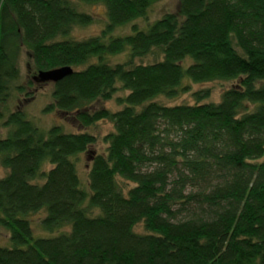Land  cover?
Masks as SVG:
<instances>
[{
	"label": "trees",
	"instance_id": "1",
	"mask_svg": "<svg viewBox=\"0 0 264 264\" xmlns=\"http://www.w3.org/2000/svg\"><path fill=\"white\" fill-rule=\"evenodd\" d=\"M80 1L107 17L83 40L57 39L93 22L68 0H0V264H264V0H178L145 30L131 22L154 0ZM128 24L132 33L110 35ZM22 48L33 77L72 69L44 111L82 128L110 122L104 151L87 131L7 112L13 90L30 94L17 83ZM155 51L160 59L132 63ZM216 81L230 83L217 102H201L208 90L192 92L193 104L159 99ZM112 99L115 111L93 107ZM40 211L41 235L28 217Z\"/></svg>",
	"mask_w": 264,
	"mask_h": 264
},
{
	"label": "rangeland",
	"instance_id": "2",
	"mask_svg": "<svg viewBox=\"0 0 264 264\" xmlns=\"http://www.w3.org/2000/svg\"><path fill=\"white\" fill-rule=\"evenodd\" d=\"M72 5L76 6L79 11L90 14L93 18V22L84 27H75L66 37H59L57 39H74V40H83L92 36H96L100 33L102 28L105 26L107 22L105 7L101 3H85L80 0H68ZM178 0H154L146 11L145 17H139L135 19L131 23L137 24L138 28L141 30H145L148 26L154 21L161 18L165 13H173L176 10ZM132 33L131 24L118 26L112 32H110L111 36H120ZM128 51V50H126ZM162 56L157 52H153L144 57L134 58L132 63H151L155 60L160 59ZM127 59V52H121L115 55H108L106 60L110 63L122 62ZM28 57L26 55L25 49H21V54L18 60V66L20 69V78L18 80V84H22L26 86L24 91H29L30 94H26L24 92H18L13 90L11 93V97L6 103L7 112L13 111L17 107L24 110L27 117L32 120L38 127L42 129H47L52 125H60L62 130L65 132H79V131H87L93 134L96 137V143L91 149H95L97 152H102L105 149V144L103 142V136L111 131H113V126L110 122L106 120L98 121L97 123L82 128L78 125L77 122L73 121L71 116L63 114L58 110H49L44 111V108L53 102L51 91H52V82H39L38 80H34V75L32 68L29 67ZM96 61L94 58L89 60ZM85 66V65H84ZM83 66V67H84ZM37 74V73H36ZM35 74V75H36ZM31 82L30 86L26 85V82ZM190 91L186 93H182L175 98L168 99L161 97L159 98L165 104H193L195 103V99L191 95L194 91H202L208 90L209 95L205 99H202L201 102L213 101L217 102L220 99L222 91L228 88L230 85L229 82H208L201 84H190ZM124 94V92L118 91L116 95ZM93 107H104L109 109L110 111H115L119 109V106L115 103V100L109 101H97L93 104ZM0 120V138L5 137L7 135L8 129L5 126L1 125ZM75 163L77 167V172L80 177L81 183L84 187L87 186V172L88 166L90 165L88 154L80 153L75 156ZM50 166H47L49 168ZM6 173V169H4L0 165V178L4 176ZM39 181V180H37ZM123 183L122 181H120ZM44 212L40 211L38 213H33L28 215L31 219V223L35 228V234H44L43 231L40 230L39 222L43 217ZM135 231H142V225L139 223L134 228ZM48 236V235H47ZM0 245H8V233L0 228Z\"/></svg>",
	"mask_w": 264,
	"mask_h": 264
},
{
	"label": "water",
	"instance_id": "3",
	"mask_svg": "<svg viewBox=\"0 0 264 264\" xmlns=\"http://www.w3.org/2000/svg\"><path fill=\"white\" fill-rule=\"evenodd\" d=\"M71 72L72 69L69 66H62L47 70H39L37 74L34 76V80H38L39 82L56 83L65 76L71 74Z\"/></svg>",
	"mask_w": 264,
	"mask_h": 264
}]
</instances>
